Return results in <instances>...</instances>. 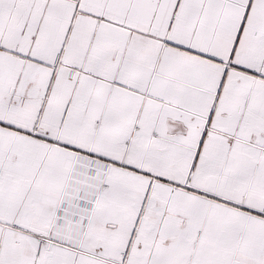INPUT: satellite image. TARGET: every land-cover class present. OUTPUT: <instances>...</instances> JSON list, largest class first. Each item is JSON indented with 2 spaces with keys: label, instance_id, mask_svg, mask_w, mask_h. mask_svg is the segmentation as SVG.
Listing matches in <instances>:
<instances>
[{
  "label": "snow or ice",
  "instance_id": "6c2138e0",
  "mask_svg": "<svg viewBox=\"0 0 264 264\" xmlns=\"http://www.w3.org/2000/svg\"><path fill=\"white\" fill-rule=\"evenodd\" d=\"M0 264H264V0H0Z\"/></svg>",
  "mask_w": 264,
  "mask_h": 264
}]
</instances>
